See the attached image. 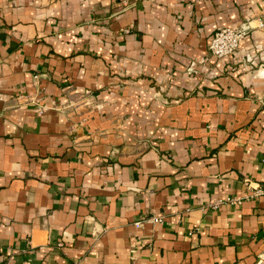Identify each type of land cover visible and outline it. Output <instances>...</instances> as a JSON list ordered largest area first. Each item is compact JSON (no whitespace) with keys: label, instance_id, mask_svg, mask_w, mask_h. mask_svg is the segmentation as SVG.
Returning <instances> with one entry per match:
<instances>
[{"label":"crops","instance_id":"crops-1","mask_svg":"<svg viewBox=\"0 0 264 264\" xmlns=\"http://www.w3.org/2000/svg\"><path fill=\"white\" fill-rule=\"evenodd\" d=\"M263 16L264 0H0V264H259ZM222 28L248 31L217 59Z\"/></svg>","mask_w":264,"mask_h":264},{"label":"built area","instance_id":"built-area-1","mask_svg":"<svg viewBox=\"0 0 264 264\" xmlns=\"http://www.w3.org/2000/svg\"><path fill=\"white\" fill-rule=\"evenodd\" d=\"M257 28L264 31V16L257 20ZM248 28H222L217 30L212 36L208 50L211 55L217 59H222L232 56L238 49L240 42L247 35ZM257 196L263 195L264 191L260 189L255 190ZM226 204L241 205L242 201L238 199H226ZM218 204L213 205V208H217ZM153 223H158L161 220L159 218H152ZM259 264H264V254L259 256Z\"/></svg>","mask_w":264,"mask_h":264}]
</instances>
